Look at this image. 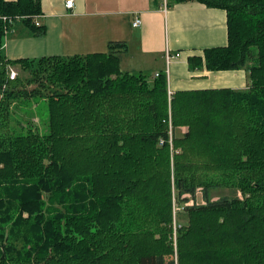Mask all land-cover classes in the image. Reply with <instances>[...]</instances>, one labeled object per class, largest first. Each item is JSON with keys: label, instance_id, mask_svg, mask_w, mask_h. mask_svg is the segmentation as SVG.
<instances>
[{"label": "trees", "instance_id": "16d2710c", "mask_svg": "<svg viewBox=\"0 0 264 264\" xmlns=\"http://www.w3.org/2000/svg\"><path fill=\"white\" fill-rule=\"evenodd\" d=\"M198 2L227 44L189 68L243 69L244 89L169 93L164 69L121 70L124 41L8 59L4 28L45 27L41 0H0V264H264V0ZM30 98L44 133L11 127Z\"/></svg>", "mask_w": 264, "mask_h": 264}, {"label": "crops", "instance_id": "0c3cea01", "mask_svg": "<svg viewBox=\"0 0 264 264\" xmlns=\"http://www.w3.org/2000/svg\"><path fill=\"white\" fill-rule=\"evenodd\" d=\"M63 4L64 0H41L44 34L31 36L16 23L3 40L4 55L24 59L105 53L110 41H124L127 47L120 56L121 70L154 74L167 69L169 92L240 90L247 85L243 69L210 71L188 66L189 57H202L204 49L227 44L226 12L221 8L198 0H74L70 10ZM135 12L141 19L138 27L132 25ZM166 51L179 53L168 65Z\"/></svg>", "mask_w": 264, "mask_h": 264}, {"label": "rangeland", "instance_id": "374dc122", "mask_svg": "<svg viewBox=\"0 0 264 264\" xmlns=\"http://www.w3.org/2000/svg\"><path fill=\"white\" fill-rule=\"evenodd\" d=\"M14 31V26L9 29L8 33L5 35L3 34L4 42L7 40V36L9 33H12ZM4 44V43H3ZM3 46V45H2ZM11 69H13L15 72H20V69L18 66H14ZM10 69V73H11ZM124 69V68H123ZM164 72L167 75L166 69H164ZM33 87V86H30ZM12 112H14L12 115L15 117L13 122H11V127L16 132L23 131L25 132L26 126L31 127L32 129L37 130L38 132L44 133L47 130V121H48V107H47V101L44 98H36V99H27L23 101L22 108H20V105H14L12 108ZM186 127L181 126L178 129L180 131H183ZM225 194H229L228 189H219L213 191V198H217L218 195L222 196ZM197 202H202L201 194L198 193L196 196ZM176 253V251L174 250Z\"/></svg>", "mask_w": 264, "mask_h": 264}, {"label": "built area", "instance_id": "2783aa9c", "mask_svg": "<svg viewBox=\"0 0 264 264\" xmlns=\"http://www.w3.org/2000/svg\"><path fill=\"white\" fill-rule=\"evenodd\" d=\"M64 7H65V9H67V10H70V9H72L73 8V6L75 5L74 4V0H64ZM136 14H134V19H133V21H132V25L134 26V27H138L139 25H140V23H141V19H140V16H139V14H137V12H135ZM41 14L40 15H38V16H36V18H34L35 20H34V23H35V25H41V22H40V19H41ZM4 20H8L7 22L8 23H10L11 22V19L9 18H6V17H2ZM18 18V17H17ZM9 29H11V27L10 28H4V32H3V34H7L8 33V31H9ZM179 56V53H173V54H171L170 52H168V51H166L165 52V54H164V58H165V61H166V64L168 65V62L172 59V57L173 58H175V57H178ZM166 72H167V69H166ZM11 75H10V78H13L14 76H15V72L14 71H12L11 70V73H10ZM154 75L155 76H157L158 75V72H155L154 73ZM170 93V92H169Z\"/></svg>", "mask_w": 264, "mask_h": 264}]
</instances>
